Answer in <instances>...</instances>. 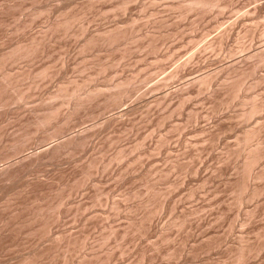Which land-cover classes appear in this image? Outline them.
Segmentation results:
<instances>
[{"label":"rangeland","instance_id":"1","mask_svg":"<svg viewBox=\"0 0 264 264\" xmlns=\"http://www.w3.org/2000/svg\"><path fill=\"white\" fill-rule=\"evenodd\" d=\"M0 264H264V0H0Z\"/></svg>","mask_w":264,"mask_h":264}]
</instances>
